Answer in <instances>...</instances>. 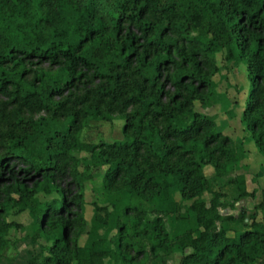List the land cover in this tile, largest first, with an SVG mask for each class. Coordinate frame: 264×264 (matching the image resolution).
I'll return each mask as SVG.
<instances>
[{
  "label": "trees",
  "instance_id": "trees-1",
  "mask_svg": "<svg viewBox=\"0 0 264 264\" xmlns=\"http://www.w3.org/2000/svg\"><path fill=\"white\" fill-rule=\"evenodd\" d=\"M218 54L247 67L241 122L264 158V0H0V264L10 232L25 229L11 213L46 242L26 264H151L175 250H190L180 264H264V204L219 212L255 198L244 175L229 177L246 139L194 107L209 106ZM113 115L121 142L80 140ZM76 153L105 170L112 212L93 204L90 222ZM176 194L193 225L173 234ZM107 226L105 242L80 246Z\"/></svg>",
  "mask_w": 264,
  "mask_h": 264
},
{
  "label": "rangeland",
  "instance_id": "rangeland-1",
  "mask_svg": "<svg viewBox=\"0 0 264 264\" xmlns=\"http://www.w3.org/2000/svg\"><path fill=\"white\" fill-rule=\"evenodd\" d=\"M216 60L219 67V72L211 80L213 87V95L210 99L209 106L202 108L198 102L194 104L195 111L208 117H213L217 125V130L232 140H245L247 131L241 122L242 113L246 106L248 98L250 83L248 80L247 67L244 63L225 62L223 56L218 54ZM3 102L0 99V103ZM24 119L37 120L39 117H47L45 113L21 115ZM123 120L116 115L112 116V120L105 121H92L82 131L80 140L83 143L98 144L121 142ZM6 129V123L0 121V130ZM247 143V139L245 141ZM246 159L239 163L237 170H232L229 177L235 175H244L246 178V186L248 192L255 191L257 198L240 200L233 204L232 207H224L219 210L221 215H231L237 217L240 212L246 215L253 213L254 206L264 204V158H262L253 144L247 143ZM75 157L80 160L79 171L87 176L89 179L85 182L83 187L84 199V217L86 221L90 222L93 219V204L99 206H107L109 211L112 212L111 204L102 192V178L104 176V168L93 167L86 153H76ZM207 177H211L213 172L208 170ZM71 192H76L75 188H71ZM229 194V192H228ZM231 195V194H230ZM204 200L207 202L210 196L203 195ZM174 199L180 204V214L177 217H172V233L178 234L185 231V228H191V218L189 215L190 203H183L180 201V196L175 195ZM227 203H232V198L226 200ZM123 207V206H122ZM260 218V216H259ZM10 221H15L20 224L24 230H12L9 234V246L4 254V259L1 264H26L30 254L38 252L39 246L46 244L44 240H39L33 243L27 238L29 231L30 218L26 213L13 214L8 217ZM246 223H250L246 220ZM114 228L112 226L99 228L97 235H85L80 238V246L88 247L94 241L107 239L108 235ZM190 250L180 252L175 250L172 255L168 257H161L151 264H180L182 258L188 254ZM107 264H111L107 261Z\"/></svg>",
  "mask_w": 264,
  "mask_h": 264
},
{
  "label": "crops",
  "instance_id": "crops-1",
  "mask_svg": "<svg viewBox=\"0 0 264 264\" xmlns=\"http://www.w3.org/2000/svg\"><path fill=\"white\" fill-rule=\"evenodd\" d=\"M236 140V139H235ZM246 150V152H247V149H245ZM246 156H248L247 155V153H246ZM208 195V194H207ZM257 198V194H255V199ZM247 199H250V198H247ZM210 200V199H209ZM244 200H246V199H244ZM208 202V201H207ZM27 214V213H26ZM28 215V214H27ZM39 241V240H38ZM37 243V242H36ZM40 247V246H39ZM27 262V261H26Z\"/></svg>",
  "mask_w": 264,
  "mask_h": 264
}]
</instances>
